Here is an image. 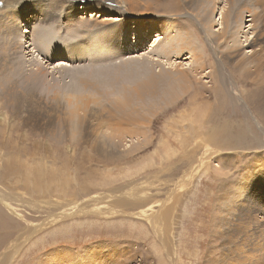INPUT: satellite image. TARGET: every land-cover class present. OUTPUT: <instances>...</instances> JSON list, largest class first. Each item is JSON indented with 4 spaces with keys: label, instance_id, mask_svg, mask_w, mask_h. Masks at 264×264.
<instances>
[{
    "label": "rangeland",
    "instance_id": "374dc122",
    "mask_svg": "<svg viewBox=\"0 0 264 264\" xmlns=\"http://www.w3.org/2000/svg\"><path fill=\"white\" fill-rule=\"evenodd\" d=\"M119 1L102 0L112 8L114 23L124 29L126 10L116 5ZM202 1L184 0L177 9V0L136 1L139 11L157 14H149L145 23L161 24L163 32L167 30L165 39L182 31L175 21L184 23L190 30L184 35H193L189 37L203 50L198 66L204 64L205 70L191 73L196 81L183 96L153 105L147 102L142 114L149 122L137 116L140 134L115 139L117 153L88 149L89 144L110 140L90 138L84 125L75 129L76 134L62 131L67 135L60 138L57 132L69 107L66 99L55 105L52 90L41 93L40 107L19 105L22 100L16 92L21 87L6 86L1 91L0 264H264V80L261 85L248 84L245 69L235 64L238 53L243 51L244 56L249 49L240 42L249 28L243 27L250 24L245 23L247 18L253 19L255 32L263 34L264 41V1L217 0L214 13ZM62 2L0 0V78L13 70L3 73L4 68L18 63L29 76L39 65L49 72L57 64V71L73 66L62 55L28 52L45 26L64 30L95 19L79 8L83 2L70 12L66 5L71 1L61 13L45 19L47 10L59 8ZM223 7L229 18L243 13L242 25L228 20L230 32L244 45L239 49L230 35L227 40L217 39L224 27ZM205 18L211 23L204 25ZM133 25L126 27L130 37ZM25 26L31 34L21 33ZM50 31L55 33L53 28ZM152 31L151 35L145 28L137 42L132 41L133 45L144 42L136 55H147L153 48L159 31ZM185 55L169 60L179 68L189 67L192 58ZM166 59L153 69L168 67ZM32 62L37 65L29 66ZM52 80L47 85L56 83L65 90V82ZM69 94L66 91L67 99ZM183 113L191 118H182ZM200 125V132H187ZM135 126L131 123L130 128Z\"/></svg>",
    "mask_w": 264,
    "mask_h": 264
},
{
    "label": "bare ground",
    "instance_id": "6f19581e",
    "mask_svg": "<svg viewBox=\"0 0 264 264\" xmlns=\"http://www.w3.org/2000/svg\"><path fill=\"white\" fill-rule=\"evenodd\" d=\"M61 1L63 2L61 3L59 8L54 7L52 9L47 10V13L45 14V19H48L49 17L53 18L52 14L55 15L56 13L57 14L61 13L64 6L69 1H71V3L66 6L70 8V12L76 10L75 9L76 3L83 2L84 4H81V7L79 8L84 9L86 12H91L90 16L93 15L95 19H93L92 22H90L89 24H87L85 21H79L78 24L73 28L70 29L64 28V30L60 29V27H55L53 25L45 26L43 27V30L41 32L43 34L40 33L41 36L39 37L38 41L33 43V46L30 47L28 52L31 54L37 51L38 53H42L47 57H50L51 55L52 56L62 55L65 56L66 60L70 61L73 64V66H67L68 65L67 64L63 67H60V69L57 71V68H59L57 64L56 66L53 67L52 69L53 72H49L48 70L42 68L41 65H39L38 67H35L36 71H33L34 73L30 74L32 76L31 77L29 75H26L27 73L24 72V67L18 66V64L20 63L18 64L15 63L16 65L4 68L3 73L4 71L7 72L8 69H13V70L12 71L10 70L11 72H8L6 74L7 76H5L4 74L1 76L0 93L3 89L6 88V86L7 87L16 86L17 88L21 87L22 89L20 90V92H16L17 95H19L22 100L21 104L19 105L32 106V104L34 103L35 106L37 103L38 106L40 107V105L43 103L42 101L44 100V96L41 95V93L46 91L45 89H47V92H50L52 90L53 93L50 92L52 93L50 95V98L51 100L52 99L54 100L55 105L56 104L62 105V103L58 100L63 101L66 99L67 102L66 105L69 107V108L67 107L68 109H66L63 112V117L61 119L62 121L61 131L58 130L60 133L56 131L58 136L63 134L67 135V133H62V131L63 132L69 131L71 134H73L75 129L81 130L84 125L83 131L86 132L87 130H89L87 133L90 134L91 136L90 138L97 139V137H103V138L106 137L110 140V143L106 141L104 144H99L98 142L89 144L87 147L88 149L92 148L95 150L96 149L100 150L101 148H105L106 150L104 151H107L109 153H117L116 148L114 147V145H116L115 139H123L127 134L134 136H138L140 134L141 127L138 126V121L136 122L134 119L137 116L138 117L143 116L142 112L143 110L147 109L145 108L147 106L145 105L147 102H149L148 104L153 105L152 103L158 100H159L158 102L160 101L162 102V100H174L178 98L179 95L183 96L184 93L190 88V85L194 84V82L196 81L194 77L196 75L192 77L191 73H195L198 70L205 68L204 64L198 66V61L199 60L202 61L203 56L201 53L203 50L201 49L200 51L198 50L199 46H196V42L193 41L191 37H189V35L191 34H189L188 36L184 35V33L188 34V32L186 31H190V30L188 29L187 26H185L184 23L182 22L179 23L180 21L178 20L175 21L174 25L177 28H179V30L182 31L179 34L178 33L173 34L170 37H167V39H165L164 36L167 30L163 32L161 24H159L158 22H154V20L153 21L150 20L148 21V23H145V18L148 17L149 14H154V12H151L149 10L139 11L136 3L137 0L136 1L120 0L119 3L116 4L119 7L123 8L124 11L126 10L125 15H123L125 22V25L123 27L124 29L121 28L122 24L114 23V20L116 19H114L111 16V14L113 13V11H111L112 8L109 7V5H104L102 0H61ZM185 1L189 2V0H185ZM183 2L184 0H177V4L175 8L177 9L183 6L181 5V3ZM226 2L227 4L229 3L233 4L234 0H227ZM204 3L207 4L206 6H212L211 13L215 12L217 6V0H205ZM223 9L224 7L221 8V13H220L221 18L220 17L219 18L223 19L221 25L222 23H224V27L221 32V35L220 36L217 35V39H223V38L226 39L227 35H230L231 39L234 42L233 46L236 47V49H239L238 48L239 46L240 47H243L244 45L248 46L249 49L248 51H245L243 53L244 56L242 55L243 51H241L240 53L236 52L238 53L239 58L238 61H235V64H237L238 66L241 65L240 70L244 71L243 69H245L244 78L248 84L257 85V83H259L258 85H261L264 80V41L261 39L263 34L255 32L256 27H254L253 19L247 18L245 20V23L250 22V24L249 25L245 24L243 27H249L248 30L252 28L253 31L252 30L249 32L248 30L246 31L247 34L245 35V40L240 41L246 43L242 45V43H239L236 34L234 32L233 33L230 32L228 28L229 26L228 20L230 22L233 21V23L235 24L238 22V25H240L244 18L243 13L239 11L235 16L230 15L231 18H229V16L227 15H229L230 13L226 14V12L228 11L223 12ZM180 10L181 9H179V11ZM130 22H133L134 24L132 27L131 37H130V32L128 34V31L126 30V27ZM203 23H205L204 25H206L208 23L210 24L211 22L209 20L206 21L205 18ZM27 28L28 27L25 26L22 29L21 33L24 34L27 32L31 34V29L30 28L27 29ZM52 28L55 29L54 31L55 33L50 31V29ZM145 28L149 29V33L152 31V29L158 30L159 34L154 37L155 39L152 43L154 46L150 50V52L147 55L142 54L141 56H139L136 55V53L138 54V52L142 50L144 42H142L139 45L137 44L133 45L132 41L137 42L136 38L142 35V31ZM172 30L175 31V28H172ZM152 32L150 33L151 35ZM254 32L256 34L250 38V34L251 33L253 34ZM17 33L19 34L20 32ZM115 38L117 40L116 44L112 42V39L115 40ZM105 42H108L109 44L105 45L104 44ZM36 43L37 45H35ZM16 44L18 50H20L21 44L18 40L16 41ZM24 50L25 49H23V52L26 53ZM186 53H188L189 55H185ZM175 55L176 56L185 55L186 56L185 59L190 57L192 58L193 63L191 62L189 67L180 66L181 68H179L178 65H175L173 60H169V58L172 59V57H174ZM118 57H120V61L115 60ZM163 57L167 58L166 60L168 62L165 64H167L168 67L163 65V67L156 72L153 69V66L154 64H161L160 60ZM25 62L27 63L28 61ZM46 62H50V61L46 60ZM194 62H196V66L193 65ZM32 64H35V66L37 65L35 62H32L29 66H31ZM10 73H13L14 76H12L13 74L11 75ZM49 79L51 80L58 79L59 81H62V83L65 82L64 83L65 90L60 86H58L56 83L55 84L53 83V85L50 84L47 85L48 83H50V81H48ZM41 84L45 86L41 87ZM213 90L216 91V88L215 89L213 88ZM66 91L70 93L69 99L66 98L65 95ZM4 93L5 92H3V94ZM213 98H215L214 94H213ZM71 102H73V108H71L70 106ZM92 115H100V117L92 119L93 117ZM144 116H143L144 120L147 119L148 121V117L146 118ZM186 117L189 116L186 115V113H183L182 118H186ZM131 123L136 124V126L134 128L132 127L130 128ZM144 123L142 125H144ZM59 124L61 125V123ZM202 127H203L202 125L196 126V128L191 129L192 131L188 129L187 132L188 133L193 132L195 134L196 132H200V129H202ZM40 132L36 131L35 134H38ZM54 132L55 131H53L52 133ZM27 133L28 131L26 132V134ZM52 133L51 135H53ZM72 136L73 135H71L70 138H72ZM74 140L75 138L73 139V141ZM59 141L61 142V140ZM129 141L134 142L133 139H130ZM35 142L34 145L36 146ZM119 146L120 145L116 147ZM130 146H132V144ZM117 151L118 153L119 152L121 153V151L119 150ZM0 199L4 201L3 197L1 196Z\"/></svg>",
    "mask_w": 264,
    "mask_h": 264
}]
</instances>
